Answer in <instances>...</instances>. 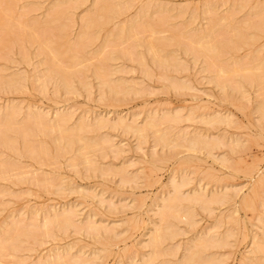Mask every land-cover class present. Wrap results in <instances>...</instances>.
Returning a JSON list of instances; mask_svg holds the SVG:
<instances>
[{
    "label": "rangeland",
    "instance_id": "rangeland-1",
    "mask_svg": "<svg viewBox=\"0 0 264 264\" xmlns=\"http://www.w3.org/2000/svg\"><path fill=\"white\" fill-rule=\"evenodd\" d=\"M95 1L103 2V5L112 2V0H79L76 3L65 5L68 19H64L62 22L66 24L67 40L76 36L81 18L87 13L89 14ZM151 1H156L167 7L184 9V15H179H182L183 18L169 16L171 18L167 21L169 29L173 24L182 27L181 24L185 21L182 22V19L193 11L197 12L195 14L197 17H194L195 21H192L189 26L200 29V27L209 26V22L206 21L207 14L202 12L200 16L203 17L201 16V18L198 14L201 9L204 10L203 6L206 7V5L214 3L215 8H218L215 10V15L218 14V16H223L227 10L231 9L233 24L238 25L248 17H256L253 13L256 7L253 5L257 1L263 0H120L121 3H126L127 7L120 14L112 15L107 22L104 20L102 24L93 27V37L85 46V58L79 64L74 65L76 69L84 68L85 80L89 82L87 89L83 88L78 78L73 77L74 87L68 92L55 91V87L50 82L47 83L46 91H43L42 94L40 91H38L40 94L34 92L35 89L21 93L19 91H13V93L9 91L8 93L6 90L4 92L2 90L0 91V106L13 101L20 102L23 108L32 104L39 107L48 118H52L56 112H66L70 116L68 122L70 125L80 118H86L88 122H92L97 116L110 119L122 116L129 122L134 120L137 125H141L144 117L148 114L157 117L162 114L176 115L179 116L178 121L161 124L158 128L170 130L172 136H177L180 133L199 134L216 140V146L210 152L204 149L189 150L184 145L162 146L154 143L151 132H147L144 139L139 142L137 136L132 132L104 126L97 132V137L109 139L113 147L105 148L104 152L97 150L93 154H89L98 166L103 168V172L86 170V165L82 163L73 166L72 154L66 153L57 160H50L46 165L39 166V171L42 170L43 174L56 173L60 184L58 192L51 193L49 191L48 193L46 190L47 193L45 191L43 193L36 186L23 184L24 182L12 186L7 179L0 180V184L5 189H11L9 193L12 190L14 194L17 193V196L14 195L15 197L8 192V194L3 193L5 196L0 194V201H3L5 206L0 205L2 208L0 209V220L1 218L8 220L9 216L6 218L4 216L10 211L16 212L24 205L29 206L37 203V206L53 207L59 211L69 209L73 213L76 224H79L81 220L85 222L89 218L96 226L100 228L106 226L113 230L112 233H108L110 238L107 234L102 233V236L97 235L99 238L95 239L97 236L94 237L92 234H86L87 232L83 233L85 231L81 233L82 230L74 231L69 228L65 234L61 233L60 237L53 238L54 241L47 238L43 244L40 243L37 247L36 244H33L32 249L27 248L29 244L23 242L17 251L18 255L26 257L23 262L35 260L36 256L41 254H48L49 249H53L55 245L63 246L73 243V248L70 250L76 254L79 249L83 251L84 256L88 257L90 261L92 260L89 264L140 263L150 252L145 245L152 226L159 223L156 212L159 210L161 199L172 193L171 178L177 182H183L181 191L184 195L201 189L207 197L225 194V198L223 201L212 202L209 205L210 210H204L194 205V217L192 216L194 223L188 224L184 218L174 221L177 229L176 234L170 240L162 242L165 248L172 247L173 255L162 254L158 258L156 257L157 259H152L150 264H156L159 260H180L185 248L192 245L193 240L208 234L225 236L229 233L225 238L226 242L221 247L207 249L208 255L215 261L212 264H240L242 260L246 259L245 257L251 258L252 254L254 256V253L251 252L252 239L255 235L259 236L262 231L258 218L264 213V206L261 204V200H264V184L259 190V196L256 197L254 209L250 208L249 210L247 207L239 206L238 202L249 193L258 174L264 171V133L259 134V125L264 122V117H260L253 109L256 101L264 99V87L247 86L245 97L230 90L234 98L233 103L223 99V91L211 81L210 74L205 69L206 62L203 57H194L191 53H184L182 50L176 49L175 54L180 62L178 67L156 68L150 59V54L142 47L132 44L131 39L116 40L110 36V29L115 24L127 23L128 19L139 12L143 3ZM53 2L55 0H18L14 10L20 12L23 9L20 5L29 3L28 7L24 8L27 17L42 20L46 17L47 9ZM241 2H244L242 6L247 4L243 9H240L242 6L240 8L235 6L237 9L235 10L230 6ZM250 4H253V8ZM170 12L173 14L174 10L172 9ZM262 12L264 13V10ZM187 20L188 23L191 21V19ZM186 22L183 25H188ZM167 26L164 27V31L161 29V32L155 34H150L148 30L138 29V34L146 41L157 37H168L170 30H166ZM212 28L214 30L212 34L217 36L211 34L212 38L227 39L231 36L230 29ZM263 30L264 26L256 36L257 42L250 44L251 46L238 44L236 52L234 51L236 54L233 52V56L245 61L250 53L257 50L258 58H255L253 63L264 58V32L261 35ZM248 31L249 29L245 32ZM26 44L29 50H35L33 43ZM128 46H131L135 52H142L145 59L144 69L149 71V75L143 73L135 60V55L108 59V66L115 69L111 77L124 80L137 89V92L125 95L117 94V98L118 96L121 98L120 102L110 103L108 100L102 99L97 80L92 75V68L97 64L100 56L96 54V50L102 48L103 54L109 55L115 52L116 55L121 49ZM169 46H171L170 48L174 47ZM12 47L10 52L15 50V47ZM15 52L9 54L12 55V58L14 57L13 60L11 59L14 62H9L10 60L6 57L5 61L0 59V66L3 64L8 66V68L5 66L8 70L4 69L3 71H29L32 69L31 64H24L17 58L19 55ZM227 55L226 53L223 56ZM31 59L35 60L36 58ZM60 64L66 66L68 62L63 60ZM163 73L168 77L160 76ZM173 81L185 84L186 88L180 90L172 88L171 82ZM103 93L107 98L109 95L107 90ZM212 116H224L227 121H211L209 123L208 120L214 118ZM234 139L239 140L242 148L238 147V144L234 145L232 141ZM178 140L182 143L180 139ZM116 147L120 149L117 150ZM3 151L6 150L2 149ZM156 158H161V160L157 161ZM183 158H188V160H181ZM222 158L225 160L222 161ZM22 160L24 166L28 164L26 168L32 167L31 170L38 168L36 165H30L26 158H22ZM237 164L238 166H236ZM249 165L252 166V171L245 172L244 166L249 167ZM111 169H120L126 180H121V174L111 171ZM31 170H28V174ZM207 173L213 176L209 177ZM66 185H70L71 188H67ZM26 188L33 192L26 193L28 191ZM35 189L38 191L35 192ZM103 235H106L108 239H105ZM101 238L103 241H107L108 245L104 246L100 243Z\"/></svg>",
    "mask_w": 264,
    "mask_h": 264
},
{
    "label": "bare ground",
    "instance_id": "bare-ground-1",
    "mask_svg": "<svg viewBox=\"0 0 264 264\" xmlns=\"http://www.w3.org/2000/svg\"><path fill=\"white\" fill-rule=\"evenodd\" d=\"M17 1L0 0V59L5 61L6 57L10 60L9 62H14L11 61L14 57L12 58V55L10 56L9 54L16 50L15 53L19 55L17 58L23 61L24 64H31L32 69L29 71L4 72V69L8 70V66L5 65L7 67L5 68L4 64L1 65L0 91L3 90L4 92L6 90L8 93L9 91H12V93L13 91H19L21 93L35 89L34 92L40 91L42 94L43 91H46L47 83L50 82L55 87V91L62 90L68 92L74 87L73 77L78 78L83 88L87 89L89 82L85 80L84 68L76 69L74 65L79 64L85 58V46L91 40V37H93V27L95 28V26L102 24L104 20L107 22L114 14H120L127 7V4L121 3L120 0H112V2L104 5L103 2L95 1L89 14L87 13V15L81 18L80 28L76 36L71 40H67L66 24L62 22V20L68 19L65 5L76 3L79 0H55L47 9L46 17L42 20L27 17L24 10L28 7L29 3L20 5L23 8L22 11L15 12L14 7ZM243 4L244 2H241L231 4L230 6L235 9V6L236 8H238L237 6L240 8ZM214 5L213 3L212 5H206V7L203 6L204 10L201 9L198 13L200 18L202 12L205 15L207 14L208 19L205 18L209 22L208 27H200L199 29L189 26L192 21H195L194 17H197L195 16L197 12L193 11L185 17L186 19H182V22L185 20L183 23L187 19L189 21L191 19L190 24L187 20L186 23L188 25H183L182 23V27L180 25L178 27L173 24L169 29L167 21L171 19L170 17L183 18L182 15H179H184V9L181 7H167L156 1L143 3L136 15L128 19L125 24H115L110 29L109 34L116 40L131 39L132 44L142 47L144 51L150 54V59L156 68L178 67L180 62L175 54L176 49L182 50L184 53H191L194 57H203L206 62L205 69L209 72L211 81L223 91V99L225 98L234 103L230 90L245 97L247 95V86L257 85L261 88L264 87V58L262 57L263 59L261 58L257 60V63H253L254 59L258 58L256 55L257 50L250 53L245 61H242L235 55L233 56L238 44L252 45L257 42L256 36L261 31L262 26H264L262 25L264 23V13L262 12L264 10V0L257 1L254 5L250 4L256 7L253 11L256 17H248L238 23V25L233 24L234 19L231 15L233 14L231 9L229 11L226 9L227 11L223 16H218L217 13L215 15V10L218 8H215ZM245 5L247 6V4ZM244 6L240 9H243ZM172 9L174 10L173 14L170 12ZM154 14L156 15L154 16ZM166 26V30H170H168L170 33L168 37H157L146 41L140 38L138 34V29L148 30L150 34H155L161 32V29L164 31V27ZM215 26L217 28L230 29L231 36L227 37V39H222V37L221 39H216L215 37L217 36L212 34L214 32L212 27L216 29ZM247 29L249 31L245 32ZM263 32L264 30L261 35H263ZM211 34L215 37L212 38ZM26 43L29 45L33 43L35 50H29ZM169 45L174 47L170 48L171 46ZM12 46L15 47V50L10 52L13 49ZM114 53L112 52L107 55L103 54L102 48L97 49L96 54L100 56L97 64L92 68V75L97 80L102 99H106L110 103L120 102L121 98L119 96L117 98V94L125 95L130 92H137V89L124 80L111 77L115 69L108 66V59L135 55V60L143 70V73L149 75V71L144 69L145 59L141 51L135 52L131 46H128L121 49L118 54L116 53L115 55ZM226 53L228 55L224 57ZM31 58L36 59L32 60ZM63 60H66L68 65L64 66L60 64ZM160 76L168 77L164 73ZM171 86L177 90L186 88L185 84L174 81L171 82ZM104 88H107L106 90L109 94L107 98L103 93L104 91L106 92ZM40 92L37 94H40ZM19 103L13 101L0 106V180L7 179L12 186H17L16 184L24 182L23 184L31 185L32 187L36 186L43 193L46 190L48 193L49 191L51 193L58 192L60 184L56 173L43 174L41 173V169L39 171V166L42 164L46 165L50 160H57L66 153L72 154L73 166L82 163L86 165V170L103 172V168L99 167L89 154L91 155L97 150L104 152L105 148L113 147L109 139L97 137V132L104 126L121 128L122 130L132 132L137 136L139 142L144 139L147 132H151L154 143L162 146H170L171 144L174 147L184 145L189 150L204 149L208 152L216 146V140L203 137L199 134L180 133L177 136H172L170 130L158 128L161 124L178 121L179 116L176 115L162 114L157 117L148 114L144 117L141 125H137L134 120L129 122L122 116L115 119L97 116L92 122H88L86 118H80L70 125L68 123L70 116L66 112H56L52 118H48L39 107L28 104L23 108L22 104ZM253 107L260 117H264V99L256 101ZM212 117L214 118L209 119V123L211 121H227L224 116ZM259 129V134L264 133V122L259 125ZM232 141L234 145L238 144V147H241L239 140L234 139ZM254 143L256 144V142ZM116 148L117 150L120 149ZM2 149L6 151L2 152ZM102 152H100L101 155H103ZM22 158H26L30 165H36L38 168L32 169V171V167H27L31 170L28 174L29 169L26 168L28 164L24 166ZM156 160L159 161L161 158H156ZM181 160L187 161L188 158ZM224 160L222 158V161ZM24 168L27 170H24ZM244 168L246 169L245 172L247 170L250 172L253 169L250 165L249 167L244 166ZM111 171L121 174V180H126L120 169H111ZM207 176L212 177L213 175L207 173ZM263 184L264 171L258 174V178L252 183L249 193L240 199L238 202L239 206L247 207L249 210L253 208ZM170 186L172 193L161 199L159 210L156 212L159 223L154 224L148 233V240L145 245L150 251L148 256L143 258L140 263L131 262L130 264H150L152 259L155 260L159 256H162V254L166 255V253H169L173 255L172 247L165 248L162 242L167 239L170 240L176 234L177 229L175 228L174 221L184 218L188 224L194 223V205L204 210H210L209 205L212 202L223 201V198H225V194L207 197L201 189L184 195L181 191L183 182H177L174 178H171ZM66 187L71 188L70 185H66ZM37 189H35V192L38 191ZM10 190V188L7 190L0 184V194L2 193L3 195L4 192L8 194ZM12 191L9 194H13V197H15L14 195L17 196V193L14 194ZM31 192L33 191L28 190L26 193L31 194ZM3 203L2 201L0 205ZM35 204L24 205L23 209L21 208L16 212L10 211V213L4 216L5 218L9 216L8 220L1 218L0 264H89L92 260L90 261L88 257L84 256L83 251L79 249L78 254H76L70 250V248H73V243L63 246L55 245L53 249H49L48 254L40 253V256H36L37 259L28 260L29 262H23L26 257H21L17 254V251L21 248L23 242L28 243L29 246L27 248L32 249L33 244H36L37 247L38 244H43L47 238L49 240L56 239V236L58 237L61 233L65 234L69 228H72L74 231L82 230L81 233L85 231L83 233L87 232L86 234H92L94 237L97 235L102 236V233H104L110 238L108 233H112L113 231L110 228H106V226H103V228L96 226L89 218L85 222L81 220L79 224H76L73 219V213L69 209L59 211L53 207L46 208L42 205L37 206V203ZM261 204L264 206V200H261ZM258 220L261 223L262 231L259 236L255 235L252 239L253 246L251 252L254 253V256L251 253V258L245 257L246 259L242 260V262L240 261V264H264V213ZM228 234H225V236L213 234L201 236L193 240L192 245L185 248V252L180 260H159L156 264H212L215 261L208 255L207 249L210 247H221L226 242L225 238ZM98 236L95 239L99 238ZM107 236H104L105 239H108ZM100 243L104 246L108 245L107 241H103L102 238ZM256 253H259V255H256Z\"/></svg>",
    "mask_w": 264,
    "mask_h": 264
}]
</instances>
